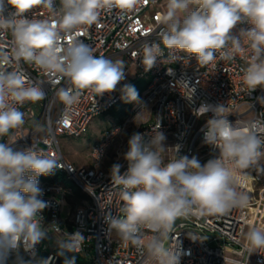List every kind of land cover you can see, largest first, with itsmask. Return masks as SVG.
<instances>
[{
  "label": "clouds",
  "instance_id": "9594fccd",
  "mask_svg": "<svg viewBox=\"0 0 264 264\" xmlns=\"http://www.w3.org/2000/svg\"><path fill=\"white\" fill-rule=\"evenodd\" d=\"M134 3L59 0L57 5L56 0H0V33L11 32L17 63L35 65L70 81L71 87L61 89L59 97L71 105L81 90L90 89L99 96L114 91L125 78V65L122 60L95 55L83 41L64 43L62 34L70 35L80 26L97 23L102 7ZM193 4L197 6L190 10ZM9 6L12 11H7ZM36 7L48 10L54 18H29L26 13ZM160 22L167 30L161 33L159 43L145 44L142 63L146 71L161 54V44L208 64L217 50H223L225 59L244 52L243 35L251 50L243 81L252 91L264 88V0H168ZM245 23L251 27L241 28L237 34L234 29ZM7 60V53L0 51V137L24 124V114L17 105L35 103L45 95L42 87L29 82L22 72L6 70L3 65ZM122 92L126 102L139 101L134 86L125 85ZM195 112L200 116L212 113L202 129L203 143L218 150V155L205 163L187 155L165 163L161 155L167 149L164 134L157 131L145 140L143 134L135 132L123 156L127 170L121 174L120 164L110 170L113 183L120 186L123 206L122 215L108 216L109 228L124 242L146 250L155 264H180L181 253L166 247L178 218L191 214L194 208L202 215H223L233 208L246 207L249 197L238 190L237 172L264 155V138L257 134L256 123L240 126L230 122L223 105L201 104ZM174 149L178 153V146ZM58 167L55 159L40 155L32 147L16 150L12 144L0 142V264H7L9 255L21 247L33 253L47 236L41 213L48 202L42 199L39 177L51 175ZM145 230L152 233L147 239ZM77 236L83 240L79 233L70 234ZM246 241L250 248H264V230L251 228ZM71 251L63 249L64 253Z\"/></svg>",
  "mask_w": 264,
  "mask_h": 264
},
{
  "label": "built area",
  "instance_id": "2783aa9c",
  "mask_svg": "<svg viewBox=\"0 0 264 264\" xmlns=\"http://www.w3.org/2000/svg\"><path fill=\"white\" fill-rule=\"evenodd\" d=\"M56 3L59 5V0ZM113 4L116 5L117 0H113ZM167 9L168 0H135L131 6L102 7L98 9L97 23L80 26L70 35L62 34L64 43L80 40L97 56L122 60L125 78L133 74L131 80L125 82L124 78L110 93L99 96L90 89L81 90L78 100L71 105L59 97L61 89L71 87L70 81L61 74L47 72L35 65L23 61L17 63L12 54L11 32L0 33V51L8 56L3 65L5 69L22 72L29 82L40 85L45 93L40 101L17 105L23 114L31 112L30 107L34 105L36 115L32 121L27 117L22 126L0 137V142L12 144L16 150L32 147L40 155L55 159L59 165L56 170L87 197L84 207L69 210L62 219V206L67 202L68 192L60 184L40 186L42 199L48 202V207L41 213L47 234L50 230L68 237L74 254L91 255L85 259L86 264H155L148 258L146 250L124 242L115 230L109 228L108 216L122 215L120 209L123 205L120 186L113 183L111 169L107 171L101 166L117 138H120L119 149L112 156L113 165H121V174L128 168L123 156L128 148L127 141L135 132L143 134L145 140L151 139L157 131L164 134L167 149L161 155L165 163L178 155L195 156L201 163L218 155V150L203 143L202 129L212 113L200 116L195 112L201 104L225 106L230 122L240 126L256 123L257 134L264 138V88L257 87L252 91L243 81L251 56L243 35L244 52L233 59L223 58V50H217L212 62L201 64L193 56L164 48L161 44L162 52L154 66L145 70L142 63L144 46L160 42L161 33L167 30L160 18ZM12 10L9 6L7 11ZM26 15L34 19L54 18L42 7H36ZM250 27L247 23L240 24L234 31L240 34L241 28ZM139 80L148 82L139 101L132 105L120 126L104 130L100 140L92 146L89 155L94 166L76 167L66 161L59 139L82 137L92 120L121 103L124 86ZM146 108H150V113L124 142L129 125ZM177 146L178 153L174 149ZM237 179L238 190L249 197L246 207L233 208L223 215H202L194 208L191 214L178 218L182 221L174 223L166 247L181 253L180 264H264V248H250L246 241L251 228L264 230V155L249 168L239 170ZM73 233H79L83 240L78 236L70 237ZM151 235L145 230L146 239ZM18 254H22L28 264L41 261L39 243L33 253L29 254L21 247L8 259ZM69 255L66 254V258ZM51 260L52 254H46L43 261L50 264ZM53 264L57 263L54 261Z\"/></svg>",
  "mask_w": 264,
  "mask_h": 264
},
{
  "label": "rangeland",
  "instance_id": "374dc122",
  "mask_svg": "<svg viewBox=\"0 0 264 264\" xmlns=\"http://www.w3.org/2000/svg\"><path fill=\"white\" fill-rule=\"evenodd\" d=\"M197 5L193 4L190 5V10ZM133 78V74H129L125 78V82L128 80H131ZM139 83H142V80H139ZM134 103V102H131ZM130 104L129 102H122L120 103L116 108H114L111 112L104 114L102 116H99L92 120V122L89 124L88 129L86 133L77 139L74 138H60L59 142L61 145V151L64 156V159L76 167H93V163L90 160V150L92 146L97 143L100 138L101 134L104 130L109 129L110 127L114 126L118 120L122 118V115L126 114L128 111ZM32 110L29 113H24V120L27 117H30V121L33 120L36 113L34 112V105H31L30 107ZM150 113V108H146L144 112L132 122V124L129 125V129L126 130L127 136L123 137L124 142H126V138L136 129L138 128L146 119L148 114ZM119 140L120 138H117L115 142L112 144L109 150V156H107L106 161L101 166L102 169L110 170L113 163H114V157L112 156L114 153H116L119 149ZM41 186V182H39V187ZM88 202V200H87ZM86 202V203H87ZM84 205L83 201L70 199L62 206V219H65L66 215L68 214L69 210H73L75 208H80ZM69 241V238L62 235V234H55L52 231H48L47 236L39 243V256L42 254H52L53 252H56L58 255L63 252L64 248H71L73 247L69 245V243H64ZM70 253L66 254H71ZM91 255L88 253L81 254L80 257L83 259H88ZM11 260H17L21 261L20 257L15 256L12 259H7V262H10Z\"/></svg>",
  "mask_w": 264,
  "mask_h": 264
},
{
  "label": "trees",
  "instance_id": "16d2710c",
  "mask_svg": "<svg viewBox=\"0 0 264 264\" xmlns=\"http://www.w3.org/2000/svg\"><path fill=\"white\" fill-rule=\"evenodd\" d=\"M139 82L140 81H136L131 85V86H134V88L136 89V91L138 93V98L140 97L141 93L145 90V88L148 84V82L145 80H142L141 81L142 83H139ZM122 102H126V101L123 99L121 101V103ZM129 104H130V106H129L126 114H124V116L122 115V118L120 120H118L117 123L112 127L120 126L123 123L124 119L129 114L130 108L132 107V105L134 103L129 102ZM112 110H110L109 112H111ZM112 127H110V128H112ZM39 182H41V184H47V183L48 184H60L68 192L67 201L70 199L83 201L84 205L82 207H84L87 204L86 202L88 199L84 195V193H82V191L78 187H76L73 183L66 181L64 179L63 174L60 173L59 171H57L56 169L54 170V172L51 175H48V176L41 175L39 177ZM17 257H22L25 260V262H27V260L25 259V257L22 254H18ZM7 264H23V262H20L17 260H11L10 262H7ZM27 264H28V262H27ZM61 264H86V263H85V259L81 258L80 255L72 253Z\"/></svg>",
  "mask_w": 264,
  "mask_h": 264
},
{
  "label": "water",
  "instance_id": "95a60500",
  "mask_svg": "<svg viewBox=\"0 0 264 264\" xmlns=\"http://www.w3.org/2000/svg\"><path fill=\"white\" fill-rule=\"evenodd\" d=\"M180 221H182V219H177V220L175 221V224L179 223ZM67 230H68L69 233H71V228H70V227H68ZM45 258H46V254H42V255L40 256V260H41V261L45 260ZM65 259H66V253H61V254H59V255L56 257V252H53V253H52V260H51L50 264H53L54 261H55L57 264H61L62 262L65 261Z\"/></svg>",
  "mask_w": 264,
  "mask_h": 264
},
{
  "label": "snow or ice",
  "instance_id": "6c2138e0",
  "mask_svg": "<svg viewBox=\"0 0 264 264\" xmlns=\"http://www.w3.org/2000/svg\"><path fill=\"white\" fill-rule=\"evenodd\" d=\"M124 2H127V0H124Z\"/></svg>",
  "mask_w": 264,
  "mask_h": 264
}]
</instances>
